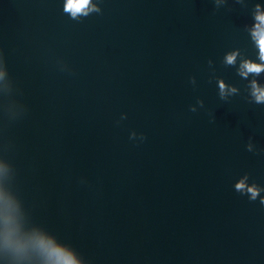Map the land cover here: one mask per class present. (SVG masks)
I'll list each match as a JSON object with an SVG mask.
<instances>
[{
    "label": "water",
    "instance_id": "95a60500",
    "mask_svg": "<svg viewBox=\"0 0 264 264\" xmlns=\"http://www.w3.org/2000/svg\"><path fill=\"white\" fill-rule=\"evenodd\" d=\"M255 3L0 0V264H53L6 217L78 264H264V73L221 64L260 63Z\"/></svg>",
    "mask_w": 264,
    "mask_h": 264
},
{
    "label": "clouds",
    "instance_id": "9594fccd",
    "mask_svg": "<svg viewBox=\"0 0 264 264\" xmlns=\"http://www.w3.org/2000/svg\"><path fill=\"white\" fill-rule=\"evenodd\" d=\"M239 2V0H237ZM89 4V0H67L65 11L71 12L73 17L76 14L81 13L86 9ZM254 7L256 9L255 24L253 30L251 31V38L255 42V47L258 50L256 59L260 63L254 62L251 57L245 58L246 53L240 48H234L230 51H227L222 59L221 64L228 68L236 69V75L243 80H247L249 75L258 77L261 73H264V12L260 11V4L255 3ZM218 10V9H217ZM86 14V13H85ZM239 58L240 63L239 67H236L237 59ZM218 80V97L223 102H229L226 99L228 93H237V86H229L226 91V82H222L223 78L217 76ZM250 95L253 98L250 101L255 105H264V87H261L257 84V81L253 79L249 85ZM201 107H204L203 100L199 101ZM247 179V177H245ZM235 190L244 194L245 192L251 193V200H255L261 191L255 184L252 187H247L245 182L242 180L236 184ZM261 206H264V199L260 201ZM5 247L9 248L16 254L23 253L29 244H32L34 247L38 248L40 252L45 255L53 264H78L75 258L71 253L67 252L64 248L57 245L52 239L46 238L42 235H37L31 238L29 241H24L17 236V228L14 226V221L11 217L5 218V236H4Z\"/></svg>",
    "mask_w": 264,
    "mask_h": 264
}]
</instances>
